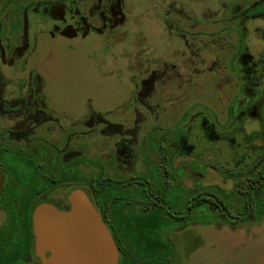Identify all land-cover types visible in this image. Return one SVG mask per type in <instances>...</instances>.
<instances>
[{
	"label": "flooded vegetation",
	"instance_id": "flooded-vegetation-1",
	"mask_svg": "<svg viewBox=\"0 0 264 264\" xmlns=\"http://www.w3.org/2000/svg\"><path fill=\"white\" fill-rule=\"evenodd\" d=\"M225 6L227 14L211 18L213 47L226 45L217 41L221 35L230 39L232 14L244 18L264 7V0H226ZM140 8L139 14H148L141 0H0V264H42L34 212L44 204L68 211L77 197L99 211L118 247L119 264H177L180 243L198 241L201 225H235L231 212L251 211L243 223L264 213V148L250 171L237 175L222 168V178L235 180L232 188L202 186L204 169L182 132L168 139L173 127L147 129L144 109L156 120L161 105L148 98L164 94L167 76L152 74L136 82L132 96L135 92L147 109L128 103L112 114L103 107L87 109L86 103L53 101L54 78L44 58L63 49L91 52L93 40L113 45L129 39L136 35V27L129 29L131 16ZM234 33L238 45L232 57L226 47L208 57L213 127L227 125L241 104L228 83L231 76H220L227 68L220 56L229 63L247 51L242 33ZM157 50L178 61L180 50L171 40ZM200 76L191 79L196 86Z\"/></svg>",
	"mask_w": 264,
	"mask_h": 264
},
{
	"label": "rangeland",
	"instance_id": "rangeland-1",
	"mask_svg": "<svg viewBox=\"0 0 264 264\" xmlns=\"http://www.w3.org/2000/svg\"><path fill=\"white\" fill-rule=\"evenodd\" d=\"M141 3L148 14H139L143 8L133 12L129 29L136 27V35L129 39L113 45L93 40L91 52L63 49L55 52L53 58H44L42 63L50 67L54 78L53 101L72 106L86 103L87 109L103 107L112 114L128 103L144 109L146 106L137 101L135 92V97L132 96L136 82L152 74L157 78L167 76L169 82L163 87L164 94L156 92L148 98L151 104L159 102L161 105L157 108L156 120L144 109L145 126L147 129L152 125L173 127L168 139H175L177 133L182 132L187 144L198 153L204 169L201 185L232 188L235 180L222 178V168L234 169L237 175L250 171L256 166L254 159L264 148V7L254 9L241 19L232 14L230 39L225 40L221 35L217 41L226 45L213 47L211 18L227 14L226 0H141ZM197 16L203 24H199ZM172 18L176 19V24H172ZM174 25L178 26L179 34L175 33ZM238 30L246 40L247 51L229 63L227 57L225 61L220 56L219 61L227 64L220 76H231L228 83L232 94L238 92L241 104L238 110L232 111L227 125L213 127L208 113L212 87L208 57L215 49L225 47L232 57L238 45L234 31ZM168 39L180 50L177 62L168 61L157 50L159 44ZM251 56L257 61L253 62ZM171 62L175 66L172 67ZM222 67L217 64V68ZM199 74L200 83L196 86L191 79ZM240 78L243 82H237ZM238 86L242 88L238 90ZM241 98L244 99L241 101ZM243 107L246 110L234 118V112ZM231 213L233 218H238L236 212ZM199 233L198 241L187 239L180 243L177 264H264V213L257 221L201 225ZM186 246L190 247L189 255Z\"/></svg>",
	"mask_w": 264,
	"mask_h": 264
},
{
	"label": "water",
	"instance_id": "water-1",
	"mask_svg": "<svg viewBox=\"0 0 264 264\" xmlns=\"http://www.w3.org/2000/svg\"><path fill=\"white\" fill-rule=\"evenodd\" d=\"M33 229L42 264H119L111 231L89 199L77 197L68 211L41 205Z\"/></svg>",
	"mask_w": 264,
	"mask_h": 264
},
{
	"label": "trees",
	"instance_id": "trees-1",
	"mask_svg": "<svg viewBox=\"0 0 264 264\" xmlns=\"http://www.w3.org/2000/svg\"><path fill=\"white\" fill-rule=\"evenodd\" d=\"M251 213V211L249 210H244V211H238V218H235V220L232 221L233 224H239V223H243L246 221L247 219V215Z\"/></svg>",
	"mask_w": 264,
	"mask_h": 264
}]
</instances>
